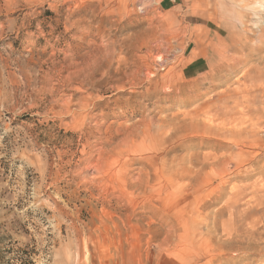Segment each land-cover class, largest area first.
I'll return each mask as SVG.
<instances>
[{
	"label": "rangeland",
	"instance_id": "374dc122",
	"mask_svg": "<svg viewBox=\"0 0 264 264\" xmlns=\"http://www.w3.org/2000/svg\"><path fill=\"white\" fill-rule=\"evenodd\" d=\"M26 256L264 264V0H0V264Z\"/></svg>",
	"mask_w": 264,
	"mask_h": 264
},
{
	"label": "trees",
	"instance_id": "16d2710c",
	"mask_svg": "<svg viewBox=\"0 0 264 264\" xmlns=\"http://www.w3.org/2000/svg\"><path fill=\"white\" fill-rule=\"evenodd\" d=\"M11 252V250H9ZM18 262L14 264H36L30 257L17 258Z\"/></svg>",
	"mask_w": 264,
	"mask_h": 264
},
{
	"label": "bare ground",
	"instance_id": "6f19581e",
	"mask_svg": "<svg viewBox=\"0 0 264 264\" xmlns=\"http://www.w3.org/2000/svg\"><path fill=\"white\" fill-rule=\"evenodd\" d=\"M178 48H179V47H178ZM211 65H212V64H211ZM154 75H155V74H154ZM139 137H140V136H139ZM126 140H127V139H126ZM139 140H140V139H139ZM125 142H126V141H125ZM125 142H124V143H125ZM132 143H133V142H132ZM134 146H135V145H134ZM126 149H127V148H126ZM132 149H133V148H132ZM121 151H122V150H121ZM121 151H120V152H121ZM124 151H125V150H124ZM104 161H105V160H104ZM104 164H105V163H104ZM102 165H103V164H102ZM123 165H124V164H123ZM125 170H126V169H125ZM138 181H140V180L138 179ZM140 183H141V182H140Z\"/></svg>",
	"mask_w": 264,
	"mask_h": 264
}]
</instances>
